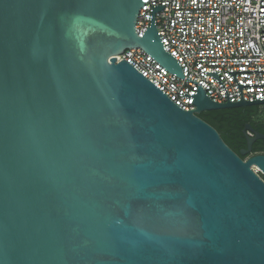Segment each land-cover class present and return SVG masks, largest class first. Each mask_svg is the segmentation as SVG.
<instances>
[{"label":"water","instance_id":"1","mask_svg":"<svg viewBox=\"0 0 264 264\" xmlns=\"http://www.w3.org/2000/svg\"><path fill=\"white\" fill-rule=\"evenodd\" d=\"M143 0H0V264H264V133L239 154L198 116ZM140 47L197 84L183 110L126 60ZM221 71V70H220ZM241 156H245L242 159Z\"/></svg>","mask_w":264,"mask_h":264},{"label":"built area","instance_id":"2","mask_svg":"<svg viewBox=\"0 0 264 264\" xmlns=\"http://www.w3.org/2000/svg\"><path fill=\"white\" fill-rule=\"evenodd\" d=\"M135 21L142 36L150 22L151 4H164L154 14L155 26L165 49L175 58L183 76L197 82L218 103L226 102L224 88L206 71H218L229 101H238V86L228 71H264V0H143ZM126 60L183 110L195 108L197 84L169 72L140 47L113 55ZM221 70V71H220ZM239 84H262L264 72L245 71L233 75ZM245 100L264 98V85L242 86ZM252 169L261 177L258 167Z\"/></svg>","mask_w":264,"mask_h":264},{"label":"trees","instance_id":"3","mask_svg":"<svg viewBox=\"0 0 264 264\" xmlns=\"http://www.w3.org/2000/svg\"><path fill=\"white\" fill-rule=\"evenodd\" d=\"M198 116L213 126L223 141L238 154L246 146L243 128L247 123L264 133V104L202 111ZM252 152L264 153V139L253 142ZM241 158L245 159V156Z\"/></svg>","mask_w":264,"mask_h":264}]
</instances>
